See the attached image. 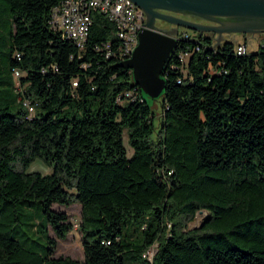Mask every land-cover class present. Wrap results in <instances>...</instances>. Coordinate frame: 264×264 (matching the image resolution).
I'll list each match as a JSON object with an SVG mask.
<instances>
[{"label":"trees","instance_id":"1","mask_svg":"<svg viewBox=\"0 0 264 264\" xmlns=\"http://www.w3.org/2000/svg\"><path fill=\"white\" fill-rule=\"evenodd\" d=\"M62 1L0 0V264H264V50L181 31L157 118L114 23L94 11L80 47L51 26ZM76 202L77 227L53 207ZM32 207L44 251L14 235ZM77 228L84 258L56 255Z\"/></svg>","mask_w":264,"mask_h":264},{"label":"water","instance_id":"2","mask_svg":"<svg viewBox=\"0 0 264 264\" xmlns=\"http://www.w3.org/2000/svg\"><path fill=\"white\" fill-rule=\"evenodd\" d=\"M147 15V27L139 32V43L128 58L120 65L132 69L137 85L152 98L160 96L166 87L164 70L175 51L179 27L186 26L203 35L205 31L223 32H264V0H133ZM176 12L195 13L203 18L215 19L220 24H206L189 20L159 9ZM159 17L175 24L173 29L157 28L155 19ZM220 17H235L240 21L222 25ZM201 212L203 210H200Z\"/></svg>","mask_w":264,"mask_h":264},{"label":"built area","instance_id":"3","mask_svg":"<svg viewBox=\"0 0 264 264\" xmlns=\"http://www.w3.org/2000/svg\"><path fill=\"white\" fill-rule=\"evenodd\" d=\"M94 11L104 13L114 23L115 35H119L115 50L109 42L106 44L108 56L113 53L121 59L130 57L139 43V32L147 27L145 11L133 0H63L53 8L51 26L60 31L63 37L72 39L78 46L84 47L94 23ZM259 46L264 50V41H261ZM236 51L238 54L249 52L247 41L238 42ZM19 75L20 71H16V79ZM26 103L31 111L34 110L30 103ZM77 226L78 223L75 222V227Z\"/></svg>","mask_w":264,"mask_h":264},{"label":"rangeland","instance_id":"4","mask_svg":"<svg viewBox=\"0 0 264 264\" xmlns=\"http://www.w3.org/2000/svg\"><path fill=\"white\" fill-rule=\"evenodd\" d=\"M171 24H166L165 29H173ZM180 32H188L191 38L198 39V31L186 26H181ZM179 32V33H180ZM210 31H205L204 34L212 36L215 39V42H218V36H214L209 33ZM234 41H247L249 48L251 50L257 49L259 43L264 41V32H236L235 35L229 37ZM155 101V110L157 111V118L161 115V98L156 97ZM125 144L128 148V154L130 155L133 152L132 146L125 138ZM26 170L31 171H40L44 174L50 173L52 171V166L49 164L43 157L37 156L34 158L30 164L27 166ZM56 210L67 211L70 214V218L73 221H80L81 219V209L82 206L80 203L76 202L72 205L65 206L62 204H54L53 206ZM208 212L206 210L199 211L195 219L191 220L189 227H197L201 224L203 218L207 216ZM23 223L17 226L14 230V235L22 241V243L31 249H38L41 251L45 250L47 244V239L45 235L39 230L44 223L46 222L45 214L41 213L40 210L36 207L28 209L24 214L21 215ZM51 234L55 235L54 230L51 228ZM158 248V243H155L151 246L149 250V258H153ZM56 255H70L73 258L83 259L84 250L81 240V234L79 229L72 230L65 238H58V249Z\"/></svg>","mask_w":264,"mask_h":264},{"label":"flooded vegetation","instance_id":"5","mask_svg":"<svg viewBox=\"0 0 264 264\" xmlns=\"http://www.w3.org/2000/svg\"><path fill=\"white\" fill-rule=\"evenodd\" d=\"M159 11L163 12V13H172V14H175V15H178L180 17H183V18H186V19H189V20H193V21H196V22H202V23H206V24H220V22L218 20H215V19H207V18H203L195 13H189V12H176V11H170V10H166V9H159ZM221 21H222V25H225V24H234L239 20V18H235V17H220ZM155 24L157 26V28H161V29H165V26L166 24H171V27H175L176 25L173 24V23H170L168 21H166L165 19H162V18H159L157 17L155 19ZM179 29L181 30V27H179ZM199 33V32H198ZM210 34H213L214 36H219V33L218 32H215V31H210L209 32ZM236 32H223V34L220 35V37H222V41L235 35ZM221 43V42H219Z\"/></svg>","mask_w":264,"mask_h":264},{"label":"bare ground","instance_id":"6","mask_svg":"<svg viewBox=\"0 0 264 264\" xmlns=\"http://www.w3.org/2000/svg\"><path fill=\"white\" fill-rule=\"evenodd\" d=\"M118 36V38H119V35H117Z\"/></svg>","mask_w":264,"mask_h":264}]
</instances>
